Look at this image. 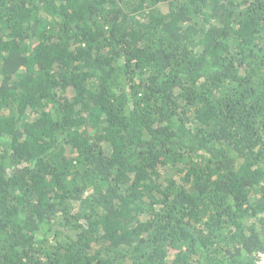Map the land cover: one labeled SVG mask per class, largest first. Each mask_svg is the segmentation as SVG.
<instances>
[{"label": "trees", "instance_id": "16d2710c", "mask_svg": "<svg viewBox=\"0 0 264 264\" xmlns=\"http://www.w3.org/2000/svg\"><path fill=\"white\" fill-rule=\"evenodd\" d=\"M264 0H0V264H255Z\"/></svg>", "mask_w": 264, "mask_h": 264}, {"label": "built area", "instance_id": "2783aa9c", "mask_svg": "<svg viewBox=\"0 0 264 264\" xmlns=\"http://www.w3.org/2000/svg\"><path fill=\"white\" fill-rule=\"evenodd\" d=\"M255 264H264V250L262 252H259Z\"/></svg>", "mask_w": 264, "mask_h": 264}]
</instances>
